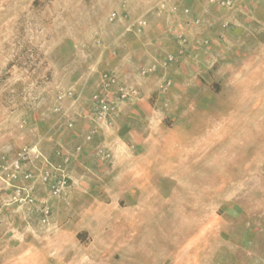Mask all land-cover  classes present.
Segmentation results:
<instances>
[{
  "label": "rangeland",
  "instance_id": "374dc122",
  "mask_svg": "<svg viewBox=\"0 0 264 264\" xmlns=\"http://www.w3.org/2000/svg\"><path fill=\"white\" fill-rule=\"evenodd\" d=\"M108 71L137 90L118 110L134 102L139 136L153 124L143 151L196 153L201 163L193 176L154 177L155 207L140 216L132 264H264V0H0V162L33 145L53 161L58 150L72 155L60 197L36 175L24 181L33 200L16 199L0 178V264H110L99 256L110 246L79 239L115 233L116 211L62 205L90 155L92 182H113L116 140L129 124L90 118ZM79 119L97 132L69 150L56 138Z\"/></svg>",
  "mask_w": 264,
  "mask_h": 264
},
{
  "label": "crops",
  "instance_id": "0c3cea01",
  "mask_svg": "<svg viewBox=\"0 0 264 264\" xmlns=\"http://www.w3.org/2000/svg\"><path fill=\"white\" fill-rule=\"evenodd\" d=\"M132 104L134 102L122 105L116 114L117 130L123 127L126 122H128L129 127L125 133L120 135L118 133L116 142L119 143V146L115 148L113 182H92L91 171L88 169L90 162L95 159H93V155H90L83 159V163H81L84 170L81 171L79 168L74 171L77 184L70 190L68 198L62 201L64 206L76 202L86 207L98 206L116 211L115 220H113L116 227L115 233L85 232L82 233L84 238L79 239H83L85 245L90 249H93L94 244L96 247L110 246L108 249H103L104 254L99 252V256L109 255L110 264H132L139 255V219L144 213L143 209L148 211V209L155 207V199L152 194L154 191V177L161 175L168 177L167 180L170 181L171 176H193L197 174V170L201 166L196 153H172L168 150L158 153L143 151L151 141L153 132L150 128L153 124L144 121L145 131L140 137L139 131L136 130L140 124L136 115L137 109ZM71 115L73 116L72 111H70ZM63 119H66V117L60 115L56 117L60 125L62 122L65 123ZM92 128V121L79 119L74 128H64V131L57 136V142L63 144L69 150H74L80 139ZM75 140L79 141H76L74 147L71 142ZM139 148L142 150L139 151ZM169 185L166 184V191L171 190ZM180 185L178 184V186ZM167 186H169V189H167ZM96 192H104V195L102 197L96 196ZM165 204L170 206V198L164 201ZM126 213H130L129 218H123V214ZM104 216L106 219L111 218V215L108 217L107 213ZM85 241H89V243Z\"/></svg>",
  "mask_w": 264,
  "mask_h": 264
},
{
  "label": "built area",
  "instance_id": "2783aa9c",
  "mask_svg": "<svg viewBox=\"0 0 264 264\" xmlns=\"http://www.w3.org/2000/svg\"><path fill=\"white\" fill-rule=\"evenodd\" d=\"M212 4L219 5L224 8H234L238 0H209ZM144 21H140V25ZM172 59V58H171ZM137 94L134 87L127 86L120 82L116 72L108 71L100 75V82L98 90L91 98L90 118L96 122L107 127L113 125L119 103L127 99H131ZM69 97L74 96L73 91L66 93ZM62 97V96H61ZM61 111V108H57ZM73 122H69V126H73ZM97 130L90 131L86 137L85 142L91 143ZM83 145H79L77 153L81 152ZM57 156L61 159L60 162L53 161L51 158L44 155L38 145L24 146L19 150L15 157L10 160L7 156H3L0 162V178L4 180L9 186L16 189L17 196L21 197L23 193H27L25 198L32 201L30 185L24 181H30L36 175L39 176L42 184L46 187L52 196L60 197L67 193L71 184L70 165L72 162V155L63 150L57 151ZM110 153L103 152L104 158H109ZM38 161L40 166L35 165V170L25 169L28 163ZM23 181V183H20ZM23 197V196H22ZM49 211L45 209V219L48 220L47 215Z\"/></svg>",
  "mask_w": 264,
  "mask_h": 264
}]
</instances>
